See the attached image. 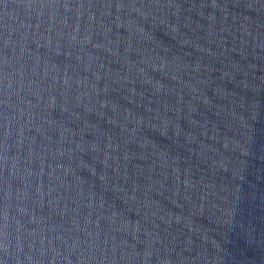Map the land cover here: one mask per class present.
<instances>
[{
	"label": "water",
	"instance_id": "1",
	"mask_svg": "<svg viewBox=\"0 0 264 264\" xmlns=\"http://www.w3.org/2000/svg\"><path fill=\"white\" fill-rule=\"evenodd\" d=\"M0 264H264V0H0Z\"/></svg>",
	"mask_w": 264,
	"mask_h": 264
}]
</instances>
